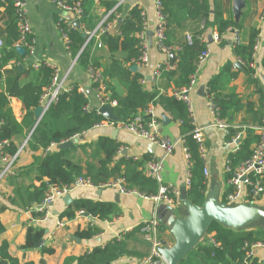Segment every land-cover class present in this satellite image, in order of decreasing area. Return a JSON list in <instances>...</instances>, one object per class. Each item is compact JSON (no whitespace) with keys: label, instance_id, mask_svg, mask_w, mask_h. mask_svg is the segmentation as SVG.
Segmentation results:
<instances>
[{"label":"trees","instance_id":"trees-1","mask_svg":"<svg viewBox=\"0 0 264 264\" xmlns=\"http://www.w3.org/2000/svg\"><path fill=\"white\" fill-rule=\"evenodd\" d=\"M79 1H81L83 9L79 26L67 25L64 18H59V27L67 35L66 50L72 58L76 57V63L84 70H87L89 66L98 68L99 63L90 58L91 41L82 48L85 42V37L82 34L84 31H92L99 19L92 11L93 2L91 0ZM118 1L99 0V3L108 11ZM160 1L161 12L165 16L166 22V44L179 47V50L175 52L177 58L174 67L163 69L161 74L168 79H173L174 89L172 92L179 91L189 83L190 75L194 72L200 55L206 49L207 42L202 40L203 38L207 40L206 31L209 28L214 29L220 37L228 29L239 31L243 26L244 16L239 20L224 17L221 0ZM119 9L120 5L104 20V23L107 24L112 19H116L115 13ZM142 12L143 9L140 6L132 5L115 32H104L100 35V39L111 54L116 51L124 52L123 59H117L112 55L110 62L102 69V76L112 97L117 101L113 107V113L118 119L114 122L127 123L138 114L143 115L144 120L148 122L150 117L145 111L152 105L159 106L167 112L178 124L179 136L190 164V186L186 189L187 198L192 203L201 205L207 195L208 179L206 180L204 177V164L199 144L193 137L194 124L187 106L172 92L146 89L142 82L144 75L139 71L132 72L130 70V66L139 64V57L142 53L138 37L139 31L142 29ZM189 22L193 24L192 28L188 26ZM185 30L191 35V41L187 42L180 38L176 44L172 43L176 35ZM0 36L3 40V46L0 49V79L3 75L5 79V91H0V142L7 140L9 143L2 151L14 155L17 146L13 142V137L23 134L25 129L27 132L32 129L35 123L34 109L40 105L43 94L50 87L55 67L42 61L36 65L19 68L23 57L28 54V49L23 46V54L16 50L15 44L19 38V32L17 16L11 2L4 3V9L0 10ZM256 36L257 31L252 29L246 43H233V52L244 68L248 82L259 94L258 102H243L237 93L227 90L231 81L237 77V68L231 61H226L206 83V95L216 117L227 123L224 140L229 142L237 133L241 132L238 148L227 154L226 161L231 168H235L250 157L252 147L258 140L256 127L262 124L264 89L260 79L255 77V70L251 66L253 61L251 54ZM11 58L19 63L6 68L5 65ZM112 78L118 79L126 88L127 93L124 96L118 95L114 91L110 84ZM11 97L18 98L23 105L24 114L21 121H17L12 112L9 103ZM88 104V96L80 90L77 83H72L68 89L61 90L56 99L49 104L25 145L33 151L42 150L40 156L33 157V165L38 172L35 180L39 183L38 185L32 183L28 187L17 184L16 176L20 173L15 170L11 179V183L15 184V197H8L11 203H19L24 209L29 210L33 205L42 201L50 185H69L78 176L90 178L94 185L123 177L124 186L135 190L142 196L151 197L157 193V182L144 172L145 162L154 157L148 151L142 157L122 155L119 154L122 145L119 141L110 135H99L95 142H83L79 145L81 148L93 145L95 150L100 153L95 163L86 162L83 166L66 157L67 149L58 148L59 144L93 128L94 124L108 120L97 112V107L89 108ZM239 113H244L245 117L239 123H234L235 117ZM157 119L161 121L160 117ZM51 146L56 147L49 149ZM228 175L226 172L225 179L228 178ZM224 196L225 194L220 198L222 203H226ZM5 208V206H0V213ZM80 210L99 220H111L119 214L116 205L112 202L76 199L63 212L59 213L58 217L73 218ZM30 212L32 218L42 215L33 209ZM159 227L165 228V224L160 221ZM100 230L96 226H87L78 229L75 235L80 239H90L97 236ZM3 231L4 226L0 220V235ZM138 232L139 226L124 233L121 238L113 236L105 243L96 244L77 257H67L63 264H130L118 261L123 256L142 258L141 255L130 251L127 243L128 237ZM207 235H210L208 237L210 242L207 241V238L203 239L177 264H243L250 244L264 243V226L234 229L213 222L207 230ZM43 236L44 229L42 227L35 223L29 224L23 247L37 246ZM41 249L45 253L53 252L52 247L43 244ZM0 264L35 263L32 261L21 262L13 257L8 251L7 242L3 241L0 244ZM40 264H44V262L41 260ZM249 264H264V261L258 263L254 257Z\"/></svg>","mask_w":264,"mask_h":264},{"label":"crops","instance_id":"crops-1","mask_svg":"<svg viewBox=\"0 0 264 264\" xmlns=\"http://www.w3.org/2000/svg\"><path fill=\"white\" fill-rule=\"evenodd\" d=\"M24 1L26 16L32 29L34 43L32 53H28L25 57H23L19 68L27 67L35 63L38 64L44 61L55 67L59 81L64 77L73 58L66 50L65 40L58 29L57 22L59 18L69 19L70 14L61 10L55 4L54 0ZM65 1L74 2L76 0ZM91 1L93 2L92 11L98 17L100 22L112 8L106 11L99 3V0ZM242 1V8L239 13H236L234 10V0H221L224 9V17H231L235 20H239L244 16L243 26L239 30L241 43H246L248 41L249 33L252 29L257 31L256 40L258 42V47L253 57L251 66L255 70V77L260 79L262 83L261 85L264 89V0ZM135 4L143 9L145 19L148 23L147 31H152L156 20L154 0H125L122 4H120L119 11L115 13L116 19H112L107 23V32H115L117 29L118 19L120 17H124L128 9ZM188 24L190 28L193 27L192 23L189 22ZM185 32L186 30L183 33L180 32L177 34L172 40V43L176 44L180 38L185 41V34L187 33ZM213 33H216V31L209 28L206 31V37L209 35L212 36ZM207 43L210 47V54L206 61L202 64L197 77V84L189 92V96L194 107L195 125L203 128L207 148V194L211 189H216L218 190L217 197L220 200L225 189V163L227 154L229 151L235 150L224 140L226 129L214 125L216 117L206 95V83L211 76L220 70L221 66L226 61H231L237 68V77L231 81L227 90L229 92L233 91L237 93L243 102H258L259 94L254 91L253 85L248 82V76L244 71V68L234 55L233 29H228L223 35H221L219 40L215 41L212 39L211 42L207 41ZM89 47L90 58L99 63L98 68L101 70L110 62L112 55L117 59L124 58V52L122 51H116L111 54L105 43H103L97 35H95L91 40ZM165 59L166 56L158 50L154 38L152 37L151 44L148 43V63L145 66L137 64L136 70L144 75L143 85L146 89L151 91L158 90L159 92L167 93H171L174 89L173 79H168L162 74L159 78L153 77V72L157 65L165 61ZM15 63L18 64L19 62L11 58L5 67L10 68ZM72 83H77L79 88L87 94L89 98V108L98 107L90 77L87 71L82 69L77 63L72 66L68 75L64 79V89H68ZM110 84L118 95L124 96L127 93L126 88L118 81V79H110ZM202 84L205 85V96H201L198 93V88ZM0 91H5L4 75L0 79ZM9 103L16 120L21 121L24 114L21 101L16 97H11L9 98ZM150 107L153 109L155 115L161 118V125L157 129L158 132L162 135L177 139L179 137L177 122L173 121L170 115L161 107L154 105ZM163 116L170 119L167 124H163ZM244 117V113L237 114L234 123H239V121ZM33 118L35 120L34 112ZM34 125L29 132L25 129L23 134H18L13 137V142L17 146V151L14 154L16 159L14 158L11 173L7 174L0 180V206L6 207L0 213V220L4 226V231L0 235V244L3 241L7 242L8 251L13 257H16L21 262L32 261L35 264H40L41 260L44 264H63L67 257H77L90 250L96 244L105 243L113 236L121 238L124 233L135 229L142 219L148 218L151 215L154 202L150 197H145L140 194H123L111 187L82 186L69 192L71 201L68 204L64 203L62 199L63 196L55 200L51 207V211L55 217H57L59 213L63 212L68 205L72 204V202L76 199H92L93 201L112 202L116 205L119 214L106 222L98 220L95 226L99 227L101 230L97 236L90 239L79 238V240L76 239L77 236L75 235V232L83 226L85 219L76 218L69 221L63 228H57L55 226V217H50L46 222L35 223L37 226L44 229V236L42 238L43 242L33 248L23 247L26 229L28 225L31 224L30 221L32 219L30 210H34L36 204L33 205L31 209L27 210L19 203H11L8 197H15V184L11 183L15 170L20 173L16 176L17 184L19 183L23 187H28L32 183L35 185H38L39 183L35 180L38 172L36 167L33 165V157L40 156L42 154V150L33 151L25 146L32 130L34 129ZM114 131H116L115 139L122 144L121 148H123L119 154L142 157L145 152H149L147 148L149 142L145 139L137 137L123 128L101 126L93 127L83 132V138H80V134L71 138L75 140L73 142L74 145L73 147L66 148V157L83 166L86 162L95 163L100 156V153L95 150V147L92 145L86 148H81L79 145L83 142H95L99 135H110L112 137V133ZM8 143L9 142L7 141L4 147H6ZM54 147L56 146H51L49 149ZM150 153L152 156H158L161 153V149L156 146L153 152ZM146 164L147 162H145L144 166H146ZM187 164V155L182 144L179 143L176 145L173 152L165 159L163 183L174 185L180 189L183 186L182 183L187 170ZM2 166L3 162L0 160V168H2ZM17 202H19L18 199ZM241 203L252 205L264 212V197L234 204L237 205ZM174 206L177 208L176 213L178 217H183L186 214V208L183 205V201L180 199V196L175 200ZM169 213V209H165L164 212H161L160 210L158 211L160 221L164 224V219ZM259 219L262 220L263 224H256ZM250 226H264V215L244 227ZM159 236L167 245H172L174 242V237L166 224L165 228L159 227ZM209 236L210 235H207L206 238ZM127 243L128 249L141 255L142 258L123 256L118 262H128L130 264L143 262V259L148 252V248L143 242L140 233L138 232L128 237ZM42 244L47 247H52L53 252H43L41 249ZM255 257L258 263L263 262L264 250L258 249Z\"/></svg>","mask_w":264,"mask_h":264},{"label":"built area","instance_id":"built-area-1","mask_svg":"<svg viewBox=\"0 0 264 264\" xmlns=\"http://www.w3.org/2000/svg\"><path fill=\"white\" fill-rule=\"evenodd\" d=\"M125 0H119L117 4L108 12L104 19H102L98 25L92 31H84L85 33V42L82 48H84L88 42H90L95 35L100 37V35L104 32H107V27L104 23V20L114 12L115 8L122 4ZM11 2L14 7V12L17 16V27L19 32V38L15 44V47H23L26 46L28 49V53H32L33 51V43L34 39L32 35V29L30 23L28 22L26 16V8L24 0H0V10L4 9V3ZM55 4L63 11H66L70 14L69 19H65L67 25L77 26L74 21H78L82 16V5L81 1L77 0L74 2H68L65 0H54ZM155 6V23L152 29L153 38L158 50L166 56L165 61L159 63L156 69L153 72L154 78H159L163 69H172L174 67V63L171 64L169 62V54L174 53L179 50L177 46H170L166 44L167 36H166V22L165 16L161 12V1L154 0ZM143 16L142 29L138 33V37L141 45V55L139 57V65L145 66L148 63V43H147V28L148 23L145 19L144 12L141 13ZM58 29L66 41L67 35L62 32L59 27V23L57 22ZM203 38V37H202ZM220 36L217 33H213L212 39L217 41ZM185 40L187 42L191 41V35L186 33ZM203 41L207 40L205 38ZM234 42H240L239 31L234 30ZM3 46V40L0 36V49ZM66 46V45H65ZM258 47V42L255 40V44L253 46L252 58L254 57L256 50ZM81 48V49H82ZM210 54V47L207 43L205 51L200 55L196 68L194 72L190 75V81L187 85L182 87L179 91H173L172 93L181 99L188 108L189 114L192 118V122L194 124V128L192 130L193 137L199 144V151L201 154V158L204 164L203 173L204 177L208 179V169L206 166L207 163V155H206V144L205 138L203 134V128L201 126L195 125V116H194V107L189 96V92L196 86L197 77L199 71L201 69L202 64L206 61ZM76 63V57L73 58L69 68L67 69L64 77L58 81L57 73L55 69V74L52 78V83L50 87L45 91L41 98L40 105L46 110L49 104L54 101L58 95V93L64 89V79L68 75L72 66ZM36 65V63H35ZM252 65V62H251ZM87 73L90 77L92 83V89L94 92V96L97 100L98 108L100 106L108 105L110 107H114L117 104L115 98L112 97L111 91L108 88V85L105 79L102 76V70L100 68H96L93 66H89L87 68ZM144 80V79H143ZM142 80V82H143ZM81 90V89H80ZM83 91V90H81ZM84 92V91H83ZM85 93V92H84ZM86 94V93H85ZM87 95V94H86ZM211 105V103H210ZM212 108V106H211ZM213 110V108H212ZM214 112V111H213ZM145 113L150 117V120L147 122L144 120L143 115L138 114L133 117L129 122H114L111 120L103 121L97 124H94V127L101 126H112L116 128H123L133 135L145 139L149 143H155L161 149V153L158 156H154L152 160L147 161L144 172L147 176L154 179L158 184L157 193L150 198L153 200V211L148 218L142 219L139 226V233L143 242L146 244L148 248V252L143 259V262H138L137 264L144 263H155V264H167L165 259L163 258L160 249L163 246L162 240L159 236V224L160 218L158 216V211L162 205L167 207L174 206L175 198L180 196V189L174 185L163 183V171H164V162L167 156H169L177 144L181 143L182 140L179 136L177 139H173L169 136L162 135L158 132V127L161 125V122L156 118L155 113L151 107H149ZM215 114V113H214ZM216 117V115H215ZM215 126L226 129L227 123L224 120H220L216 117ZM256 131L258 134V140L252 147V153L248 159L240 163L235 168L229 167L227 161L225 163V171L228 172V178L225 181V189L223 194H225L226 204L230 203H238V202H246L249 200L258 199L264 197V103H263V117L262 124L256 127ZM241 137V132L237 133L231 141L227 142L228 145L232 146L234 150L238 148L237 144L239 138ZM7 140L0 142V149L6 145ZM183 146V145H182ZM123 148L119 151L121 152ZM185 153L186 150L183 147ZM0 151V160L3 162V166L0 169V180L5 177L7 174L11 173V168L13 165V161L15 155H8L3 151ZM119 152V153H120ZM187 155V153H186ZM187 170L183 180V187L188 189L190 186V164L188 162L187 157ZM207 183V181H204ZM111 187L118 190L123 194H139L135 190L128 189L124 186V178L119 177L116 179H111L106 183H102L99 185H94L90 178L84 176H78L74 179V181L69 185H50L42 201L37 204L34 208L36 212L42 213L41 216L37 218H32L30 223H43L46 222L50 217H55L53 212L51 211V207L55 200L59 197L64 196L65 194L71 192L72 190L82 187ZM226 192V193H225ZM76 218L85 219V223L79 229H83L87 226H95L99 219L91 217L89 214L84 213L82 210L78 211L73 218H59L55 217V226L57 228H63L69 221L74 220ZM106 222L107 220H100ZM258 249L264 250V243H252L249 246L248 251L244 257L243 264H249L250 260L256 256V251Z\"/></svg>","mask_w":264,"mask_h":264},{"label":"water","instance_id":"water-1","mask_svg":"<svg viewBox=\"0 0 264 264\" xmlns=\"http://www.w3.org/2000/svg\"><path fill=\"white\" fill-rule=\"evenodd\" d=\"M243 5L242 0H234V10L239 13ZM123 22V17H120L117 22V29ZM74 23L79 26L78 21ZM147 40L151 44L153 32L147 31ZM85 37V33L82 34ZM207 41H212V36L207 37ZM18 53L23 54L24 49L22 47H17ZM176 55L174 53L169 54V62L173 64L176 60ZM238 64V63H236ZM21 68V67H20ZM130 70L135 72L137 70V65L130 66ZM198 93L201 96H205V85H200L198 88ZM45 109L42 105H38L34 109L35 125L40 121ZM98 113L104 115L108 120L115 121L118 118L113 113V108L104 105L98 108ZM169 118L163 116V124L169 122ZM115 132L112 133V137L115 138ZM83 134H80V138H83ZM75 140H67L58 145L59 149H66L73 147V142ZM156 145L155 143H149L147 148L149 152H153ZM180 199L183 201V205L186 208V214L183 217H178L176 213V206L167 207L163 205L159 210L164 212L165 209H169L170 213L164 219L165 224L169 227L173 237L174 242L172 245H167L165 241L162 240L163 246L160 252L167 262V264H177L182 260L202 239L207 236V230L213 222H217L221 225L232 227L234 229H240L253 221L257 220L260 216L264 215V212L260 209L248 205V204H226L222 203L218 197V190L211 189L204 202L201 205L192 203L187 198L186 189L182 186L180 188ZM63 201L68 204L71 201L69 193L63 196ZM206 238V237H205ZM79 240L78 237H76ZM210 242V239L207 238ZM42 239L38 242V245L42 243Z\"/></svg>","mask_w":264,"mask_h":264},{"label":"rangeland","instance_id":"rangeland-1","mask_svg":"<svg viewBox=\"0 0 264 264\" xmlns=\"http://www.w3.org/2000/svg\"><path fill=\"white\" fill-rule=\"evenodd\" d=\"M206 151H207V148H206ZM206 155H207V152H206ZM259 220H260L261 222H260ZM259 220H258V222H257L256 224H261V223L263 224L262 220H261V219H259ZM205 237H206V236H204L203 239H205ZM203 239H202V240H203Z\"/></svg>","mask_w":264,"mask_h":264}]
</instances>
